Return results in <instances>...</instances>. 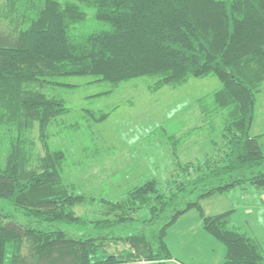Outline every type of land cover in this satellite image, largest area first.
I'll return each instance as SVG.
<instances>
[{
    "label": "trees",
    "instance_id": "obj_1",
    "mask_svg": "<svg viewBox=\"0 0 264 264\" xmlns=\"http://www.w3.org/2000/svg\"><path fill=\"white\" fill-rule=\"evenodd\" d=\"M210 74L222 85L198 102L212 127L222 116L218 151L183 162L177 138L165 184L151 177L122 200L101 198V218L77 214L87 196L65 182L67 153L50 143L51 125L69 107L47 92L72 84L54 78L94 75L118 85L148 76L157 91ZM263 88L264 0H0V132L8 146L0 163V264L8 246L9 264H188L175 258L166 235L194 208L225 244L222 264H264L260 240L233 224L235 209L207 214L202 205L237 187L264 193V143L251 131ZM87 114L93 121L110 115ZM139 210L148 215L137 218ZM139 219L159 224L155 240L144 229L120 233ZM120 242L126 247L117 253L105 248Z\"/></svg>",
    "mask_w": 264,
    "mask_h": 264
},
{
    "label": "rangeland",
    "instance_id": "obj_2",
    "mask_svg": "<svg viewBox=\"0 0 264 264\" xmlns=\"http://www.w3.org/2000/svg\"><path fill=\"white\" fill-rule=\"evenodd\" d=\"M54 79L72 84L51 86L47 92L63 99L69 107V111L57 117L51 125L50 143L67 153L63 173L65 182L77 194L87 196L84 202L75 206L79 215L101 218L105 210L101 198L122 200L127 197L129 188L151 177L165 184L175 170L176 159L170 147L177 138L182 141L178 159L183 162L204 159L218 151L222 116L212 127L205 120L198 102L200 97L222 85L216 75L192 77L183 85H166L157 91L150 89L152 78L148 76L118 85L107 80L98 81L94 75ZM260 93L256 106L258 116L264 107V88ZM87 110L109 112L110 115L102 121H93ZM261 122L264 129V118ZM257 124L255 117L252 134L261 130ZM5 137L0 132L2 164L8 152ZM37 137V130H34L32 139L39 151L41 143ZM245 190L250 194L249 186ZM245 190L237 187L213 193L202 200V205L207 214L235 209L233 224L255 236L264 246V193L259 195L254 190L246 197ZM194 196L188 194L187 198ZM146 215V210H139L136 217ZM62 227L73 234L83 232L82 227L67 224ZM157 227L159 224L149 225L139 219L126 225L120 233H136L144 229L155 240ZM166 240L172 254L188 264H222L224 261L225 244L204 229L200 212L195 208L169 227ZM125 247L122 242L105 246L110 253H117ZM11 256L12 250L8 246L6 264L10 263Z\"/></svg>",
    "mask_w": 264,
    "mask_h": 264
},
{
    "label": "crops",
    "instance_id": "obj_3",
    "mask_svg": "<svg viewBox=\"0 0 264 264\" xmlns=\"http://www.w3.org/2000/svg\"><path fill=\"white\" fill-rule=\"evenodd\" d=\"M261 94V93H260ZM264 105V104H263ZM264 107L261 108V110L259 111V116L257 115V112H256V119H258V124H257V127L259 129H261L260 131H257L256 133H254V135H257V136H260V139L262 140V142L264 143V140L262 138H264V129H262V122H261V119L264 118V111L262 110ZM257 111V110H256ZM254 191V189H250V194L251 192ZM249 192V191H248ZM246 190H245V196L247 197L248 195H250ZM181 218V217H180ZM261 242V241H260ZM264 248V246H263ZM175 258H178L175 256ZM179 259V258H178ZM181 260V259H180ZM135 264H148L147 262L145 261H142V262H138V263H135Z\"/></svg>",
    "mask_w": 264,
    "mask_h": 264
}]
</instances>
